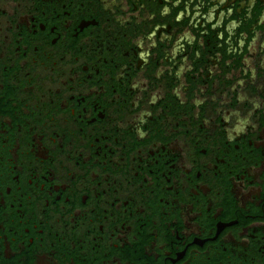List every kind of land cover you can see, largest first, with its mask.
Returning <instances> with one entry per match:
<instances>
[{"label": "flooded vegetation", "instance_id": "af4514ba", "mask_svg": "<svg viewBox=\"0 0 264 264\" xmlns=\"http://www.w3.org/2000/svg\"><path fill=\"white\" fill-rule=\"evenodd\" d=\"M0 264H264V0H0Z\"/></svg>", "mask_w": 264, "mask_h": 264}]
</instances>
